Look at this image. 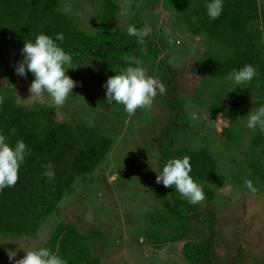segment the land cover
<instances>
[{
	"label": "trees",
	"instance_id": "16d2710c",
	"mask_svg": "<svg viewBox=\"0 0 264 264\" xmlns=\"http://www.w3.org/2000/svg\"><path fill=\"white\" fill-rule=\"evenodd\" d=\"M55 1L0 0V65L9 64L6 68L8 72L15 71L14 64L23 59L21 50L25 41L34 42L39 34L48 35L54 40L57 34H63V40L56 43L72 56V62H81L87 57L98 58L105 68L124 70L129 66L125 58L131 56L141 61L139 66H147L148 72L156 71V76L167 66L170 68L157 46L153 27L147 23L141 21L128 23L137 29L150 28L151 31L144 37L143 43H139L136 37L128 35V25L125 31L114 32L112 26L118 7L112 0H100L103 8L102 17L94 36L86 35L70 20V22L65 20L56 22L51 15ZM151 1L153 10L158 0ZM208 2L210 0H165L164 8L166 11L177 14L176 24H179L182 18L192 35L200 33L202 35L200 41L207 49L213 44L220 49L227 46L230 48L231 65L229 66L228 61L222 63L224 71L234 68L239 70L246 64L255 67L257 75L247 85H251L259 93L256 99L257 105L262 104L264 98V0H223L222 12L216 19H210L207 15L205 5ZM259 23L262 26L260 31ZM188 59L191 62L189 69L191 74L198 76L201 73L213 76L220 71L218 68L209 71V68L201 63L203 58L196 57L195 60L189 57ZM10 77L5 74L2 79L8 81ZM165 88L167 93H171L172 81L168 80ZM0 98H3V103H0V134L5 135L6 143L11 147L14 148L15 142L22 139L30 149V154L26 153L24 163L20 166L16 185L6 187L0 192V238L27 241L35 238L39 230L50 222L48 235L34 250L46 247L55 252L58 246L59 255L66 264H97L98 259L92 257V249L93 244L102 237L101 230L98 228L81 230L67 220L58 221L60 215L57 209L65 196H78L79 189L83 188L81 183L86 182L89 176L92 177L95 170L110 169L109 153L114 147V138L85 123L78 122L76 116L73 117L74 113L68 115L70 118L66 121L59 122L50 106L37 103H34L36 106L16 105L18 95L1 84ZM88 100L92 106L87 113L96 110L95 113H99L101 118L106 108L110 111L116 103H108L105 96L96 94L88 96ZM213 112L214 115L210 117L214 119H217L214 117L217 114L225 118L229 116L228 114L235 113L233 109L225 105V101ZM214 121L220 126L219 128H225L223 120V125H219L218 120ZM203 126L210 129L214 125ZM13 128L16 129L14 133L11 131ZM186 129L185 124H168L167 130L162 128L163 137H154L151 140L157 146L156 148L151 146L152 155L159 154L152 160L156 172L149 181L150 190H152L149 201L156 206L149 210L138 208L135 212L133 208L132 213L125 211L120 218V223L126 221L131 226L130 231L134 234L136 241L137 235H148L143 238V241L142 238L140 239L141 245L147 247L146 249L150 252L156 253L168 245L177 247L181 244V255L189 264H218L210 241L198 243L194 240L197 233L195 222H202V218L206 217L207 206L203 210L199 204L191 205L174 187L165 188L162 183H156V175L162 172L163 165L168 159L189 156L192 167L190 176L202 187L205 194L203 201L208 203L215 198L214 188L221 184L217 179L219 168L206 148L192 149L182 145L173 150L171 147L174 145V140H169L168 144L159 147V140L173 138L175 135L184 133ZM100 130L104 131L103 128ZM157 131L162 133L159 129ZM202 131L203 127L197 130V134H201ZM221 133L222 137L226 136L228 139L234 135H224V131ZM252 144L254 149L250 152H255V156L264 159V133L258 127ZM238 150L242 149L239 147ZM249 155L252 156V153ZM259 159L247 162L250 172L247 178L253 184L255 178L260 184H264V163H260ZM247 160L248 158L244 157L243 161ZM48 162L54 165L55 178L51 181L42 175L45 171L42 165ZM138 176L141 177L140 174ZM53 218L55 220H52ZM161 231L164 237L168 238L163 242L155 239ZM3 247L0 246V255L6 258L8 250H14V248L9 249L7 245ZM240 251L241 248H238V252Z\"/></svg>",
	"mask_w": 264,
	"mask_h": 264
},
{
	"label": "rangeland",
	"instance_id": "374dc122",
	"mask_svg": "<svg viewBox=\"0 0 264 264\" xmlns=\"http://www.w3.org/2000/svg\"><path fill=\"white\" fill-rule=\"evenodd\" d=\"M112 2L118 7L112 26L114 32L125 31L131 21L147 23L154 29L155 41L165 63L170 65L156 76V71L148 72L143 61L148 75L160 79L164 85L168 80L172 81V92L158 93L150 110L138 109L135 115L129 116L122 105L114 103L112 110L106 108L102 118L95 113L96 110L87 113L92 106L88 96H105L103 85L107 78L123 71L105 68L98 58L87 57L81 62H72L73 68L67 69L65 74L76 81L77 86L61 107L55 106L47 93L42 96L30 95L28 89L34 79L30 72L20 77L15 71L8 72L6 68L9 64L0 65V84L18 95L16 105L36 106L34 103H37L50 106L59 122L66 121L70 118L68 115L74 113L73 117L76 116L78 122L114 138V147L109 153L110 169L98 168L92 174L93 180L89 176L86 182L81 183L83 188L79 189L77 197L65 196L57 209L60 215L58 221L67 220L81 230H101L102 237L93 244L92 249V257L99 260L97 264H189L181 255V244L177 247L168 245L156 253L150 252L141 245L140 239L143 241L148 235L139 234L136 241L130 231L131 226L126 221L120 223L125 211L132 213L133 208L135 212L138 208L149 210L156 206L149 201L152 191L149 181L156 172L152 160L159 154L152 155V147L157 146L151 140L163 137V130H167L168 124H185L186 131L173 137L174 145L171 148L175 150L182 145L192 149L206 148L223 177L222 183L214 188L215 198L208 203H198L203 210L207 206L206 218L210 219L195 222L197 233L194 240L198 243L209 240L219 264H264V184L255 178L253 186L257 191L254 195L244 186L250 173L247 162L259 159L255 152H250L254 149L252 140L256 137L257 129L253 131L247 127L248 113L264 106V98L262 104L257 105L259 93L251 85H236L228 79L232 70L224 71L222 63L228 61L231 65L230 48L220 49L213 44L207 49L200 41L202 35H192L182 18L179 24L175 23L177 14L165 10V0H158L153 10L151 0ZM66 6H70L71 10L65 11ZM102 10L100 0H56L51 15L56 22L71 21L86 35L94 36ZM260 25L259 31L262 29ZM195 56L203 58L201 63L209 71L215 68L220 71L213 76L191 74L188 58L196 60ZM5 74L11 76L9 82L2 79ZM224 101L227 107L235 111V115L228 114L232 116L225 118L219 116L221 114L214 116L218 117L219 125L224 121L225 128H219L210 116ZM205 124H213L214 129L204 127ZM199 126L203 127L201 134H197L201 128ZM158 129L162 133H158ZM222 131L224 135H234L228 139L222 137ZM159 141V147L169 143V139ZM244 157L248 158L245 162ZM259 161L264 163V159ZM48 225L42 226L35 238L27 241L0 238V246L14 248L17 253L15 259H20L25 254L23 250L37 249L35 247L40 241L45 240ZM157 235L155 239L159 241L168 239L162 231ZM238 248H241L240 252ZM0 264H12V261L8 256L4 258L0 255Z\"/></svg>",
	"mask_w": 264,
	"mask_h": 264
},
{
	"label": "clouds",
	"instance_id": "9594fccd",
	"mask_svg": "<svg viewBox=\"0 0 264 264\" xmlns=\"http://www.w3.org/2000/svg\"><path fill=\"white\" fill-rule=\"evenodd\" d=\"M205 8L208 17L216 19L222 12L223 0H210ZM70 10V6L65 7V11ZM150 31L148 27L143 29H137L134 25L127 27L128 35L136 37L139 43L144 42V37ZM63 38V34H57L55 40L48 35L39 34L34 42L25 41L21 50L23 59L15 65L17 75L24 77L30 72L34 76L28 89L30 95L42 96L47 93L57 107L64 105L69 93H72V89L77 86V82L65 74L67 69L73 67L72 56L56 43V41H62ZM125 59L129 62V66L119 74L108 77L103 87L106 89V101L108 103L114 101L122 105L124 111L132 116L138 109L150 110L157 94H164L166 88L160 79L148 75L146 69L139 66L140 60L131 56ZM256 75L257 69L246 64L239 70L234 68L228 79L234 81L236 85H241L251 82ZM0 103H3V98H0ZM217 120L219 121L218 117ZM247 127L253 131L258 127L264 133V106L259 107L255 112L248 113ZM11 131L14 133L16 129L13 128ZM169 140L174 139L169 137ZM26 153L30 154V149L22 139H18L13 148L6 143L5 135L0 134V192L6 187L16 185L19 179V169L24 163ZM190 159L189 156L168 159L163 165L162 172L156 175V183H162L165 188L174 187L181 197L191 205H196L205 199V194L202 187L190 176L192 171ZM42 167L45 169L42 175L49 181L53 180L55 178L54 165L48 162ZM217 179L222 183L223 177L220 172H218ZM244 186L253 195L257 191L251 180H245ZM205 218H202V222L210 219ZM23 251L24 256L15 259L16 251L8 250V258L12 264H66V261L59 255L58 246L55 252L46 247Z\"/></svg>",
	"mask_w": 264,
	"mask_h": 264
}]
</instances>
